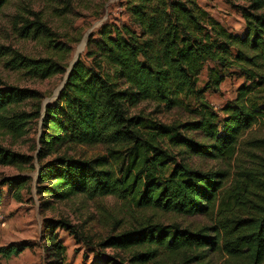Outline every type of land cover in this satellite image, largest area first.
I'll list each match as a JSON object with an SVG mask.
<instances>
[{"label":"trees","instance_id":"1","mask_svg":"<svg viewBox=\"0 0 264 264\" xmlns=\"http://www.w3.org/2000/svg\"><path fill=\"white\" fill-rule=\"evenodd\" d=\"M6 2L0 0V9ZM123 5L127 19L105 21L97 38L90 34L84 55L72 65L53 101L42 106L36 90L0 87L1 126L20 136L28 118L40 120L36 193L54 201L112 195L135 206L202 214L212 221L191 230L175 222L141 220L97 243L128 252L119 262L108 259L102 264H264V139L242 140L255 124L264 123V0H251L256 12L243 8L241 35L225 28L196 0H124ZM33 15L32 20L22 18L20 34L45 38L52 54L33 58L10 50L6 63L34 78L64 75L70 46L57 42L52 29ZM205 66L207 79L199 88ZM235 70L245 82L220 117L204 93L218 89ZM27 99L37 102L34 114L14 108ZM142 101L157 108L190 109L197 118L162 123L130 114ZM190 130L209 142L189 137ZM63 144L102 145L106 154H58ZM174 147L222 159L227 168H193L183 156L177 158L182 153L173 152ZM27 161L24 154L0 146V165L20 167ZM45 222L44 243L55 264H63L65 247L55 228L82 234L65 218ZM27 246H0V255H18Z\"/></svg>","mask_w":264,"mask_h":264},{"label":"rangeland","instance_id":"2","mask_svg":"<svg viewBox=\"0 0 264 264\" xmlns=\"http://www.w3.org/2000/svg\"><path fill=\"white\" fill-rule=\"evenodd\" d=\"M196 1L225 28L240 35L244 33L246 25L242 15L243 8L256 12L249 6L251 0ZM123 4L124 0H7L0 9V87L10 85L36 90L43 106L54 100L57 88L63 80L64 75L60 74L45 79L34 78L22 70L11 69L6 63L10 50L33 58L52 54L45 38H24L20 34L22 18L32 20L35 17L33 14L38 15L52 29L53 38L57 42L70 46L71 50L67 55V61L70 62L78 45L80 48L84 44L85 38V46L79 53L84 55L90 34L94 33L93 38H97L96 31L103 22L127 19ZM208 64L206 63V66ZM206 66L199 75V88L204 86L207 79ZM234 73L226 77L218 89L210 88L204 93V98L218 111L220 117L223 116V106L235 98L238 86L245 82V77L239 70ZM189 102L191 108L196 104L193 99ZM36 103L35 100L27 99L14 108L17 111L33 113ZM137 113L162 123L185 122L197 118L195 111L190 109L179 106L170 109L157 108L155 103L147 101H142L130 109V114ZM28 120L26 131L20 136L0 125V146L17 151L28 158L20 167L0 165V246L22 243L28 245L18 255L8 258L0 255V264H55L56 261L44 243L48 232L46 219L65 218L82 234V237H77L65 228H55L57 239L65 247L63 264H102L108 259L119 262V259L127 257V251L102 248L97 243L107 235L130 228L144 219L164 224L175 222L182 228L191 230L211 225L212 221L207 215L177 214L153 207L135 206L128 199L112 195L100 198L74 195L63 201L41 197L35 189L39 166L35 155L39 145L40 120L36 117H30ZM186 134L199 142H209L197 130H190ZM254 137L264 139L263 122L255 124L242 140ZM244 147L247 148L246 145ZM182 150L180 147L173 148V152L182 153L177 158L183 156L185 162L193 168L205 171L227 168L222 159L203 157ZM56 152L80 158H93L106 154V148L102 145L63 144L57 147ZM53 156L54 154L49 155L45 159ZM250 164L254 165L252 162ZM13 180L18 184L13 183ZM44 200L50 201L44 203Z\"/></svg>","mask_w":264,"mask_h":264},{"label":"water","instance_id":"3","mask_svg":"<svg viewBox=\"0 0 264 264\" xmlns=\"http://www.w3.org/2000/svg\"><path fill=\"white\" fill-rule=\"evenodd\" d=\"M84 42L86 43V39H85V38H84ZM78 46H79V45H78ZM78 56H79V52H78V47H77V50H76L75 55H74V58H73L72 61L69 62L68 67H67V69H66V72H65V74H64V76H63V80H62V82L60 83L59 87L57 88V91H56V94H55L56 96L59 94L60 90L63 88V85H64V83H65V81H66V78H67L68 75H69L70 69H71L72 65L76 62Z\"/></svg>","mask_w":264,"mask_h":264},{"label":"bare ground","instance_id":"4","mask_svg":"<svg viewBox=\"0 0 264 264\" xmlns=\"http://www.w3.org/2000/svg\"><path fill=\"white\" fill-rule=\"evenodd\" d=\"M84 46H85V42H84V44L79 48V46H78V52L80 53L81 51H83V48H84Z\"/></svg>","mask_w":264,"mask_h":264}]
</instances>
